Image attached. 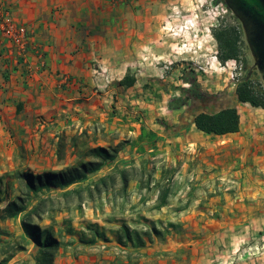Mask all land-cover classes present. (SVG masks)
Listing matches in <instances>:
<instances>
[{
	"label": "crops",
	"instance_id": "crops-1",
	"mask_svg": "<svg viewBox=\"0 0 264 264\" xmlns=\"http://www.w3.org/2000/svg\"><path fill=\"white\" fill-rule=\"evenodd\" d=\"M141 2L144 3L145 0H140ZM112 3L113 0H0V4L9 9L15 22L28 29L32 45L24 57L20 56L4 39L0 30V193L14 192V182H12L14 180L11 177L16 170H19L17 168L19 164H15L17 160L19 161V157H22L23 161L27 154L22 153L26 140L23 135L39 129V124L35 120L39 115L45 116L47 120L46 127L41 129L45 132L42 142L48 140L52 152L50 159L49 155L41 156L37 154V150L30 149L31 153L27 154V159H38L47 166L40 168L41 172H35V174L59 171L63 168L62 164L53 167H50V164L52 161L57 162L52 141L64 132L71 134L88 131L90 134H96L98 139L105 137V142H99L98 145L106 147L111 146L114 139L121 133L127 138L123 137L122 140H129L126 146L137 143L155 145V149L153 147L148 151L152 154L162 151L160 147L170 142L167 140L169 134H166L165 129L158 124V121L162 119L155 117L153 121H147L151 113H142L143 118L135 119L136 116H140L134 111V107L140 103L141 95H145L148 90L168 98L165 108L168 113H181L171 111L168 107L174 92L173 88L167 87L169 82L174 83L170 81L171 78L166 76L163 79L158 73L147 75L146 68L143 77H139L133 71L135 58L139 57L142 50H146L145 45L152 42L150 39L151 3L147 1V6L139 3V6L143 7L142 16L136 11L130 13L123 7H110ZM127 16L132 18L133 26L124 24L128 21ZM121 23L124 25L121 26ZM35 48L41 49L46 62L45 68H41V60ZM103 67L109 71V76L112 78L110 82H107L100 73ZM31 69L34 73L32 77L28 71ZM127 73L136 79V84L130 88L120 85ZM64 76L70 78L68 84H65ZM156 80L157 82L163 80L166 84L157 86L151 83ZM248 107L253 108L257 114H264L263 109L238 103L241 127L235 134L208 135L199 132L192 121L181 123L179 126L175 125V127L171 123L166 124L171 129H175V132H172L176 135L175 148L177 147L180 152L188 148L194 151L195 149L200 151L205 147L210 148L212 138L227 137L235 141L233 146L238 150V157L245 161L249 157V143L246 138L249 127L240 109L243 110V114H246L249 112ZM19 108L20 113L17 114ZM146 108L151 112L156 107L146 105ZM35 124H37L36 127H34ZM14 133L16 136H13ZM255 148L259 151L254 155V164L259 167L257 173L264 177V149H261V146ZM106 168L108 166L91 176H97L98 179L108 175L109 171H105ZM257 183L255 193L250 195L257 201L248 206L242 202L237 204L236 200L227 203L226 206L216 202L193 205L185 202L184 207L178 205L174 213L170 211L172 216L155 217V219L148 217L152 220L159 218L163 227H167L168 223L183 225L190 239L183 241V237L170 230L169 234L160 239L165 243L162 249L156 250L157 242H155L141 251L145 253L150 251L149 254L158 251L176 252L183 249V246H188L191 247L189 264H264V186L260 181ZM138 186L135 183V189ZM248 192L249 189L245 186L240 193V200L247 198ZM9 201L0 202V211ZM164 208L161 212L166 213ZM200 208L209 211V214L222 210L221 219L209 218L205 221L198 218L199 215L205 214L199 212ZM85 209L87 210V207ZM90 210L91 214H94V209ZM255 211L258 212L253 213ZM153 212L160 211L153 210ZM185 213L190 215L183 218ZM201 221H205L202 227L208 232L203 239L199 238L200 233L203 232L198 229L202 224ZM90 222L98 223L105 229L111 242L107 243L108 246H118L116 231L119 223H115L116 227H113L114 224L111 223L109 225L112 227H103L99 221L81 218L80 229ZM4 225L1 223V226ZM73 227L75 228L74 225ZM202 241L228 248L226 253L229 255L219 257V251L216 248H211L209 253L200 251L196 246H203V243L200 244ZM88 248L90 247L76 244L70 249L82 254L89 251ZM90 251L92 252L93 249ZM210 253L213 255L209 256ZM113 259L109 262L96 260L92 264H111ZM147 262L176 264L172 258H147V260L143 259L141 264H147ZM55 264H64L62 256L56 260Z\"/></svg>",
	"mask_w": 264,
	"mask_h": 264
},
{
	"label": "rangeland",
	"instance_id": "rangeland-1",
	"mask_svg": "<svg viewBox=\"0 0 264 264\" xmlns=\"http://www.w3.org/2000/svg\"><path fill=\"white\" fill-rule=\"evenodd\" d=\"M147 1L151 3L152 34L150 39L152 42L145 45L146 50H142L139 57L137 56V58H135L133 71L137 73L139 77H143L144 72L147 69V75H155L156 73H158V75H162L164 61H173L174 65L172 66V69L163 78L165 79L167 76V78H171L170 81L174 82L173 84L169 82L167 87H170V89L174 87H181L183 84L180 78L184 71H194L198 76V80L202 87L209 94L218 95L219 99L223 100L225 103L232 102L237 107L238 103L237 101H234L232 95L235 92L238 81L247 77L250 73L254 65V59L246 42L241 24L232 15L225 4L223 2H216V0H145L144 3H140V0H113L110 7H123L130 13L136 11L140 16H142L143 7L139 6V3L141 5L142 3L146 4L147 6ZM1 5L3 4H0V6ZM126 18L128 21L124 22V24H128L129 26L131 24V26H133L132 18L129 16ZM124 24L121 23V26ZM219 26L236 27L240 32H242V52L239 61L230 60L224 65L219 62L217 58L219 47L213 36V30ZM38 50L42 52L41 49ZM159 57L162 59L160 60L161 64L156 67L155 63L157 60L155 59H158ZM103 68L107 69L106 67ZM28 71L30 72L29 75L31 74L32 77L34 75L33 70L31 69ZM101 71L102 70H100V73ZM66 77L70 79L68 76H64L63 79ZM250 78L260 81L264 85V82L257 70L252 71ZM148 79L151 80L152 78ZM162 82L163 80L158 82L156 80L151 83L157 86L166 84ZM185 87L188 86L186 85ZM179 94V92L174 91L172 97H176ZM141 96L142 97L139 98L140 103L136 104L134 107V111L140 116H136L135 119L137 120L143 118L141 116L142 113H151V116L147 119L149 122L153 121L155 117H158L165 123L173 124L174 127L175 125L179 126L181 122H188L192 120H181V113H168V110L165 109L167 107L166 102L168 98L160 96L155 91L148 90L145 95ZM146 105H154L156 108L149 112L147 108L145 109ZM247 109L253 114L250 115L249 112L243 114V110L240 109L242 117L245 119V122L249 127L246 135V138L248 139L247 142L249 143V157L245 161L238 157V150H236L233 146L235 141L230 140V138L227 137L212 138L210 140V148L205 147L200 151L196 149L194 151L191 150V148H188L185 149L184 152H180L177 150V147L175 148L176 135L172 133L175 132V129L165 130L164 132L169 134L167 140L170 142L166 144L167 147H160L162 151H156L152 154L148 151L151 150L154 145H140L139 143L129 145L127 143L128 145L126 146L125 144L127 141L129 142V140H122L124 135L121 133L118 134V136L114 139V142L111 144L112 148L120 149L118 158L113 164L107 165L108 168H106L105 171H109L108 174H112L116 172L117 167H119V169H123L127 167V165H129L127 167L128 169L136 167L137 173L135 176L137 179H142L145 184H148L150 180V187L141 190L138 188L139 180H134L130 185V189H132V191H129V197L124 200V203L121 198H117L116 200L113 199L112 194L110 196L102 195L100 198H96L93 202L88 201L85 203L83 207V217L75 210L70 213H57L55 214L57 222L55 228L62 230V223L64 219H71L73 220L72 225L75 226V229H80L82 226L81 218H84L86 220L89 219L92 221H99L103 224V227H116L115 223H120V221L124 220L129 224H136L139 229H143L147 225L143 221L139 222L142 218L149 219L148 217H151L155 219V217L165 218V216H172V212L170 211H173L174 213V211L178 209V205L184 207L186 203H192L193 205L216 202L221 206H226L227 203L234 202L235 200L237 204L242 202V204H245L246 206L255 203L257 200H255L253 196L250 197V195L258 186L257 181H260L261 185L264 186V177H262V174L257 173V169L259 167L254 164L253 159L256 152L258 153L259 151H256L255 147L261 146V149H264V114H257L251 107H248ZM35 120L36 123L39 124V129L23 135L26 140L24 143L25 145L23 146L24 151L22 153L29 154L31 153L30 149H34L37 150V154H40L41 156L49 155L51 159V145L48 144V140H45L46 142H42L45 132H42L41 129L42 127H46L47 120L43 115L37 116ZM37 124H35L34 127H36ZM30 130L32 131L33 128ZM13 136H16V133H14ZM104 138L105 137L99 139L97 138V144H99V142H105ZM124 139L127 138L124 137ZM128 146H130V148H126ZM155 148L156 147H154V149ZM27 154L23 161L22 157H19V161L17 160L15 165L19 164L17 166L19 170H29L35 173L41 172L40 168L47 167L41 161H38V159H27ZM123 157H127V159H123ZM70 161L71 160L66 163H71ZM5 165L7 168L9 167L7 163ZM58 165V162L52 161L50 167ZM142 169H145V171L141 172ZM163 170L169 171L167 175L170 179L172 187V196L166 206L167 208H164L165 211H167L166 213L161 211L153 212L158 204V197L161 188L160 186H157V184L161 178ZM90 178L91 181H93L97 179V176H91ZM12 182H14V192H9V194L7 192H1L0 202L3 200L9 201L12 198L14 199L17 195L24 192V186L20 184L19 181L14 180ZM135 183L138 186L136 189ZM87 185V183H84L79 186L86 187ZM245 186L249 189L247 198L240 200V193ZM53 194H57V192H53ZM254 196H256V194ZM85 198L87 199L86 193ZM171 206L173 207L170 208ZM86 207L87 210L85 209ZM90 209H94V214H91ZM199 212L205 213L204 215L201 214L198 217L205 221L209 218L215 220L221 219L222 210L209 214V211H206L205 209L201 210L200 208ZM257 212L258 211H255L253 213ZM191 213L192 212L190 211V214ZM190 214L185 213L182 217L184 218ZM149 220L154 223L161 222L159 218L158 220ZM205 221H201L202 224L198 228L200 231L203 230L199 236L201 239H203L204 235L206 236L208 233L206 229L202 227ZM109 223L114 225L111 226ZM2 224L8 225L10 231H12L14 235L19 236L22 234L19 220L8 221ZM41 224L44 227L49 226L51 224L49 217L45 216ZM181 226L183 233L179 235L181 238L183 237V241H186V239H190V237L186 235L187 231L184 229L183 225ZM214 230L215 229H213V231ZM154 241L157 242L155 248L156 250L162 249L165 245V243L159 238H155ZM109 243L111 242L109 241ZM202 243L203 246H196V248L200 249V251L202 250L203 252H208L211 248H216L219 251V257H226L229 255L226 253L228 248L220 247L218 244L213 245L207 244L206 242L204 243L203 241L200 242V244ZM184 244L186 245V242ZM115 247L117 249H115ZM185 248H188V246H183V249ZM88 249H93V251L91 252L89 250L81 254L79 251L69 249L68 252L61 255L63 263L92 264V262L96 260H106L109 262L114 258V253L119 252L118 249H120V247L108 246L107 243L102 242L94 248L90 247ZM147 252L151 253L150 251ZM211 255L213 254L210 253L209 256ZM25 258L26 256L24 254H20L16 261H21ZM147 264H149V262H147Z\"/></svg>",
	"mask_w": 264,
	"mask_h": 264
},
{
	"label": "trees",
	"instance_id": "trees-1",
	"mask_svg": "<svg viewBox=\"0 0 264 264\" xmlns=\"http://www.w3.org/2000/svg\"><path fill=\"white\" fill-rule=\"evenodd\" d=\"M213 36L218 43L217 58L222 65L230 60L239 61L242 52V32L236 27L219 26L213 30ZM245 79L246 77L238 81L232 95L234 101L264 110V85L253 78L247 81ZM180 80L183 85L173 88V91L180 94L169 101L168 107L171 111L181 112V120L192 119L196 129L208 135L225 136L240 131L241 117L234 103H225L218 95L209 94L202 87L194 71H184ZM135 84L136 79L130 77V73H127L120 82L125 88L133 87ZM186 85L188 87H185ZM220 105L231 106L213 112L220 108ZM18 113L20 108L17 110ZM158 124L165 130H171L163 120H159ZM97 143L96 134H90L88 131L71 134L64 132L52 141L56 160L63 164L61 170L41 174L29 170H16L11 179L19 181L24 186V192L10 200L0 211V264H55L61 255L76 244L93 247L100 241L109 243L105 229L98 223L90 222L82 229L76 230L72 225L73 220L64 219L63 229L55 228L57 213L64 214L75 210L82 215L83 205L88 201L93 202L102 195L112 194L113 199L121 198L124 203L129 197L130 185L134 180H139L141 190L150 187V180L145 184L142 179H137L136 167H131L132 169L117 167L115 173L91 181L90 176L114 163L120 152L119 148L100 146ZM69 160L71 163H66ZM144 171L145 169H142L141 172ZM168 173L169 171L163 170L157 184L161 191L156 211L166 207L172 196ZM84 183L88 185L79 186ZM45 216H48L51 222L47 227L41 224ZM17 220L20 221L22 231L19 236L14 235L8 225L1 226V223ZM142 221L147 225L143 229H139L136 224L120 221L116 231V243L120 249L118 253H114L111 264H141V261L147 258H172L176 264L189 263L191 247L176 252L158 251L152 254L142 252V249L154 244L155 238L163 239L171 232L170 230L178 234L183 233L182 226L175 223L163 227L161 222L154 223L146 218L139 220ZM20 254H24L26 258L16 261Z\"/></svg>",
	"mask_w": 264,
	"mask_h": 264
},
{
	"label": "water",
	"instance_id": "water-1",
	"mask_svg": "<svg viewBox=\"0 0 264 264\" xmlns=\"http://www.w3.org/2000/svg\"><path fill=\"white\" fill-rule=\"evenodd\" d=\"M242 26L246 42L254 59V65L246 77L257 70L264 82V0H221ZM231 105H220L218 112Z\"/></svg>",
	"mask_w": 264,
	"mask_h": 264
},
{
	"label": "built area",
	"instance_id": "built-area-1",
	"mask_svg": "<svg viewBox=\"0 0 264 264\" xmlns=\"http://www.w3.org/2000/svg\"><path fill=\"white\" fill-rule=\"evenodd\" d=\"M0 30L4 37V39L10 44L12 49L16 51V53L20 56H25L28 48L31 45V38L30 33L28 29L15 22V20L12 18L11 13L9 9L1 5L0 6ZM35 51L39 54V59L41 60V68L46 67V62L43 57V54L38 50V48H35ZM155 63V66H159L161 63L160 60H162L160 57ZM174 65L173 61H164V66L162 67L163 73L161 75L162 78L165 77V75L172 69V66ZM40 68V69H41ZM101 74L105 78L107 82L111 81V77L109 76V72L107 69L102 68ZM68 78H65V84H68Z\"/></svg>",
	"mask_w": 264,
	"mask_h": 264
}]
</instances>
